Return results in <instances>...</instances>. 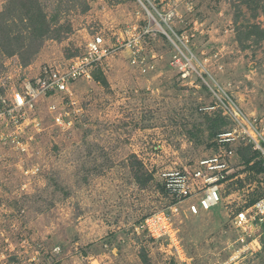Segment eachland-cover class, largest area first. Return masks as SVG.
<instances>
[{"label": "rangeland", "instance_id": "obj_1", "mask_svg": "<svg viewBox=\"0 0 264 264\" xmlns=\"http://www.w3.org/2000/svg\"><path fill=\"white\" fill-rule=\"evenodd\" d=\"M39 2L53 28L63 27L60 38H32L9 15L11 0H0V18L12 25L0 29L3 91L12 93L47 66H66L97 34L109 46L141 34L140 50L105 57L94 70L106 82L94 74L76 81L73 100L42 101L41 132L33 122L24 130L33 137L28 151L0 143V251L15 246L20 262L35 257L33 264H264V229L250 236L232 225L235 212L264 195V171L239 160L218 208L198 215L185 212L186 203L172 214L161 185L165 171L210 155L215 133L232 127L220 107L200 109L217 98L202 78L183 79L179 62L209 71L204 79L222 85L246 115L264 114V40L251 34L264 30V0ZM52 101L70 113V127L56 124ZM36 163L43 169L37 175L19 168ZM160 211L173 215L181 254L138 230Z\"/></svg>", "mask_w": 264, "mask_h": 264}, {"label": "built area", "instance_id": "obj_2", "mask_svg": "<svg viewBox=\"0 0 264 264\" xmlns=\"http://www.w3.org/2000/svg\"><path fill=\"white\" fill-rule=\"evenodd\" d=\"M149 15L152 13L146 8ZM149 32L144 29L143 33ZM165 32V31H164ZM143 34V35H144ZM165 35L168 36L167 32ZM141 34L134 35L124 40V43L107 45L105 37L95 35L88 43L86 51L72 57L66 66L54 65L45 67L39 75L31 79H25L21 87L14 89L12 93L0 88V143L12 146L21 152L28 151L32 136H24V130L31 122L34 128L41 132L39 107L42 101L62 95L64 99L73 100L72 87L80 79L92 80L94 69L102 63L105 57L117 53L122 48L135 49L139 44ZM176 57V56H175ZM134 62H136L134 60ZM143 67V65H141ZM179 73L183 79L189 80L195 76L204 81L206 87L214 93L217 100L211 105L201 107V110H215L220 107L232 121V127L220 132L214 139L211 154L201 157L194 165L181 169H171L162 175L161 185L164 191L172 198V214H178L180 207L186 203L185 212L198 215L201 212L211 211L222 200V188L228 181L238 177L239 155L238 147L251 144L254 150L260 152L264 162V114L248 116L244 113L232 95L216 82L213 86L204 77H211L209 71L197 70L189 62H179ZM146 71V68H142ZM205 72L202 74L201 72ZM199 75V76H198ZM75 104V101L71 102ZM48 109L54 121L62 128L70 127L72 120L68 111H62L57 101L50 103ZM12 124L16 130L10 131ZM26 127V128H25ZM1 147V146H0ZM3 148V147H2ZM6 148V147H5ZM0 155V164L3 162ZM4 165H0V167ZM24 175H37L42 165L36 163L32 167L25 168L20 164ZM23 185L22 188H25ZM165 211L155 212L146 217L139 225L153 240L159 241L162 246L167 243L171 248L173 244L177 252L181 254V247L177 236V228L174 226L173 215ZM1 219V213H0ZM232 225L243 234L255 236L264 225V195L253 204L245 206L234 213ZM6 236L4 232L1 233ZM9 241V238L5 239ZM176 243V244H175ZM168 246V247H169ZM170 248V247H169ZM14 257L15 261H10ZM22 252L15 246H7L0 251V264H33L35 257L30 262H20Z\"/></svg>", "mask_w": 264, "mask_h": 264}, {"label": "trees", "instance_id": "obj_3", "mask_svg": "<svg viewBox=\"0 0 264 264\" xmlns=\"http://www.w3.org/2000/svg\"><path fill=\"white\" fill-rule=\"evenodd\" d=\"M13 9L9 15H17L18 17H14L13 20H19L26 31H28L29 35L36 40H45V38L52 33L56 38H60L61 30L63 27L53 28L52 21L49 20L46 12L44 11L42 5L40 4L39 0H11ZM89 5L85 8L88 9ZM8 15V16H9ZM10 18L2 15L0 18V29L7 31L9 27L12 25L8 23ZM58 21V19H55ZM60 26V25H59ZM256 29V30H255ZM255 33L260 40H264V30L260 29V27H255L251 30V34ZM12 33L5 34V38L10 40L12 37ZM97 73L95 70L93 72L94 78L97 81H101L102 79L106 82V78L103 75V72ZM221 132V131H220ZM216 132L215 137L220 133ZM214 142L210 144L213 146ZM239 159L249 166L252 169H258L259 172L264 171V162L261 159L260 152L258 150H254L251 144L243 145L238 148ZM163 189V187H162ZM164 190V189H163ZM257 199L252 200L247 206L253 204ZM218 207L213 208L212 210ZM264 229V225L262 226ZM262 242V241H261ZM263 243V242H262ZM264 244V243H263Z\"/></svg>", "mask_w": 264, "mask_h": 264}]
</instances>
